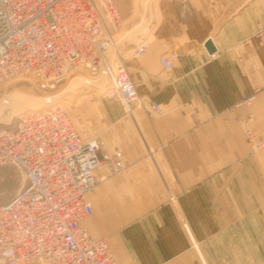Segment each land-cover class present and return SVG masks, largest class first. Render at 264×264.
<instances>
[{
  "label": "crops",
  "instance_id": "1",
  "mask_svg": "<svg viewBox=\"0 0 264 264\" xmlns=\"http://www.w3.org/2000/svg\"><path fill=\"white\" fill-rule=\"evenodd\" d=\"M262 22L264 0L229 15L216 0L151 2L123 62L164 111L102 96L101 118L91 129L79 122L83 138L123 152L124 169H95L93 214L81 221L118 264H264V147L246 137L251 128L264 140Z\"/></svg>",
  "mask_w": 264,
  "mask_h": 264
},
{
  "label": "built area",
  "instance_id": "2",
  "mask_svg": "<svg viewBox=\"0 0 264 264\" xmlns=\"http://www.w3.org/2000/svg\"><path fill=\"white\" fill-rule=\"evenodd\" d=\"M124 20L116 0H0V100L10 80L27 76L51 90L82 66L107 78L125 105L162 113L160 103L139 93L126 64L107 57L112 30ZM255 34L264 44V23ZM146 50L141 42L134 53ZM162 64L173 66L168 56ZM45 98L49 106L22 113L15 128H0V167L17 165L26 178L0 202V264H118L108 239L91 236L81 221L93 214L87 194L97 184L95 169H124L123 152H107L99 137L83 138L61 104ZM246 137L264 147L255 130L247 128Z\"/></svg>",
  "mask_w": 264,
  "mask_h": 264
},
{
  "label": "rangeland",
  "instance_id": "3",
  "mask_svg": "<svg viewBox=\"0 0 264 264\" xmlns=\"http://www.w3.org/2000/svg\"><path fill=\"white\" fill-rule=\"evenodd\" d=\"M117 1L125 20L123 27L111 29L113 45L107 57L112 65L122 63L132 39L142 36L144 25L149 21L151 2L156 0ZM244 1L246 0H216V7L223 14L229 15L238 10ZM143 14L145 19L142 17ZM109 89L110 83L107 78L101 74L91 76L82 66L71 71L66 80L51 90L41 88L33 78L27 76L10 80L3 86L0 100V128H15L22 113L49 106L45 104V97L51 94L68 112L77 130H81L79 122L84 128L91 129L98 117L101 118L97 103L102 96L123 103L120 96ZM93 137L101 138L97 135L90 138ZM25 183V173L19 166L9 164L0 167V202L10 200Z\"/></svg>",
  "mask_w": 264,
  "mask_h": 264
},
{
  "label": "water",
  "instance_id": "4",
  "mask_svg": "<svg viewBox=\"0 0 264 264\" xmlns=\"http://www.w3.org/2000/svg\"><path fill=\"white\" fill-rule=\"evenodd\" d=\"M205 45H206L207 49L209 50V52H211V53L214 52L216 49L214 46V42L211 39H208Z\"/></svg>",
  "mask_w": 264,
  "mask_h": 264
},
{
  "label": "bare ground",
  "instance_id": "5",
  "mask_svg": "<svg viewBox=\"0 0 264 264\" xmlns=\"http://www.w3.org/2000/svg\"><path fill=\"white\" fill-rule=\"evenodd\" d=\"M122 100H123V98L122 97H120ZM126 106H128V105H126Z\"/></svg>",
  "mask_w": 264,
  "mask_h": 264
}]
</instances>
